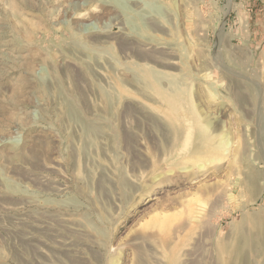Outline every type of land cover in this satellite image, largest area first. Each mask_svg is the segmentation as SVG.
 <instances>
[{"label": "rangeland", "instance_id": "rangeland-1", "mask_svg": "<svg viewBox=\"0 0 264 264\" xmlns=\"http://www.w3.org/2000/svg\"><path fill=\"white\" fill-rule=\"evenodd\" d=\"M246 214L264 0H0V264H264Z\"/></svg>", "mask_w": 264, "mask_h": 264}, {"label": "bare ground", "instance_id": "bare-ground-1", "mask_svg": "<svg viewBox=\"0 0 264 264\" xmlns=\"http://www.w3.org/2000/svg\"><path fill=\"white\" fill-rule=\"evenodd\" d=\"M242 221L246 222V225L249 226V230L247 232L240 233L239 239L241 240V248L236 246L235 250H233L236 254L240 252L247 253L255 251L256 246L250 244V240L253 238H255L257 242L264 240V218L260 219L254 214H246L243 215ZM251 225L259 229V234L257 236L251 231Z\"/></svg>", "mask_w": 264, "mask_h": 264}]
</instances>
